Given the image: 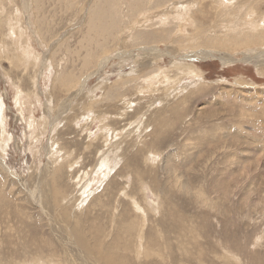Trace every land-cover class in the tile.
Segmentation results:
<instances>
[{"label": "rangeland", "instance_id": "rangeland-1", "mask_svg": "<svg viewBox=\"0 0 264 264\" xmlns=\"http://www.w3.org/2000/svg\"><path fill=\"white\" fill-rule=\"evenodd\" d=\"M131 1H0V264H264V0Z\"/></svg>", "mask_w": 264, "mask_h": 264}, {"label": "bare ground", "instance_id": "bare-ground-1", "mask_svg": "<svg viewBox=\"0 0 264 264\" xmlns=\"http://www.w3.org/2000/svg\"><path fill=\"white\" fill-rule=\"evenodd\" d=\"M0 1L2 2V0H0ZM52 1H53V0H52ZM110 1H111V0H110ZM118 1L120 2V0H118ZM125 1H126V0H124V2H125ZM130 1H131V0H130ZM133 1H134V0H133ZM113 2H114V1H113ZM119 2H117V3H119ZM124 2H122V3H124ZM13 3H14V2H13ZM114 3H115V2H114ZM114 3H113V5H114ZM120 3H121V2H120ZM125 3H127V2H125ZM130 3L132 4V1H131ZM136 3H137V2H136ZM6 4H7V3H6ZM9 4H10V3H9ZM115 4H116V3H115ZM157 4H158V3H157ZM157 4H155V5H157ZM0 5H2V3H1ZM118 5L120 6L121 4H118ZM118 5H117V6H118ZM138 5H140V4H138ZM190 5H191V4H190ZM194 5H195V4H194ZM248 5H249V4H248ZM3 6H4V5H3ZM63 6H64V5H63ZM82 6H83V5H82ZM117 6H116V7H117ZM127 6H128V5H127ZM140 6H141V5H140ZM149 6H150V5H149ZM187 6H188V5H187ZM187 6H186V7H187ZM252 6H253V5H252ZM4 7H5V6H4ZM113 7H114V6H113ZM121 7H122V6H121ZM132 7H135V6H132ZM132 7H130L129 9H132ZM136 7H137V4H136ZM188 7H189V6H188ZM44 8H45V7H44ZM118 8H120V7H118ZM137 8H138V7H137ZM137 8H135L134 13H135V12H138V9H137ZM164 8H165V7H164ZM22 9H23V8H22ZM113 9H114V8H113ZM136 9H137V10H136ZM139 9H140V8H139ZM143 9H145V8H143ZM185 9H186V8H185ZM9 10H12V9L9 8V9H8V12H9ZM110 10H111V9H110ZM115 10H116V9H115ZM118 10H120V9H118ZM147 10H148V9H147ZM187 10H188V9H187ZM187 10H186V11H187ZM189 10H190V9H189ZM113 11H114V10H113ZM129 11H131V10H129ZM132 11H133V10H132ZM132 11H131V12H132ZM182 11H183V10H182ZM237 11H238V10H237ZM253 11H255V10H253ZM116 12H118V11L116 10ZM120 12H121V11H120ZM184 12H185V11H184ZM95 13H96V10H95ZM95 13L93 12L94 16L96 15ZM134 13H133V14H134ZM177 13H178V12H177ZM98 14H99V13H98ZM123 14H124V13H123ZM181 14H182V13H181ZM4 15H5V14H4ZM99 15H100V14H99ZM99 15H97V16L99 17ZM134 15H135V14H134ZM170 15H171V14H170ZM49 16H50V15H49ZM94 16H93V18H94ZM106 16H107V15H106ZM137 16H138V15H137ZM236 16H237V15H236ZM5 17H6V16H5ZM52 17H53V16H52ZM102 17H103V16H102ZM120 17H121V16H120ZM120 17H119V18H120ZM165 17H166V16H165ZM168 17H169V16H168ZM227 17H228V16H227ZM239 17H240V16H239ZM6 18H7V17H6ZM95 18H96V17H95ZM95 18H94V19H95ZM127 18H128V17H127ZM179 18H180V17H179ZM234 18H235V17H234ZM42 19H44V17H43ZM113 19H114V18H113ZM90 20H91V19H90ZM120 20H122V19H120ZM169 20H170V19H169ZM223 20H224V19H223ZM236 20H237V19H236ZM6 21H7V20H6ZM123 21H124V20H123ZM135 21H136V20H135ZM88 22H89V21H88ZM126 22H127V21H126ZM16 23H17V22H16ZM28 23H29V22H28ZM110 23H111V22H110ZM115 24H116V23H115ZM176 24H177V23H176ZM6 25H7V24H6ZM46 25H47V24H46ZM112 25H113V23H112ZM120 25H121V24H120ZM167 25H168V24H167ZM40 26H41V25H40ZM88 26H89V25H88ZM127 26H128V25H127ZM46 27H47V26H46ZM113 27H114V26H113ZM118 27H119V25H118ZM40 28H41V27H40ZM108 28H109V27H108ZM108 28H107V29H108ZM111 28H112V26H111ZM111 28H110V29H111ZM125 28H126V27H125ZM18 29H19V28H18ZM91 29H92V28H91ZM103 29H104V28H103ZM107 29H106V30H107ZM121 30H122V29H121ZM21 31H22V30H21ZM96 31H97V30H96ZM258 31H259V30H258ZM261 31H262V30H261ZM263 31H264V29H263ZM263 31H262V32H263ZM11 32H12V31H11ZM24 32H25V31H24ZM47 32H48V31H47ZM94 33H95V32H94ZM106 33H107V32H106ZM108 33H110V32H108ZM259 33H260V31H259ZM41 34H42V33H41ZM119 34H120V33H119ZM4 35H5V34H4ZM23 35H24V34H23ZM12 36H13V35H12ZM96 36H97V35H96ZM24 37H25V36H24ZM84 37H85V36H84ZM84 37H83V38H84ZM94 37H95V36H94ZM88 38H89V37H88ZM98 38H99V37H98ZM237 38H238V37H237ZM29 39H30V38H29ZM86 39H87V38H86ZM94 39H95V38H94ZM105 39H106V38H105ZM215 40H216V39H215ZM215 40L212 41V42H213V43H214V42H215V43H218V40H217V41H215ZM245 40H248V37L245 38ZM81 41H83V40H81ZM81 41H80V42H81ZM88 41H89V40H88ZM88 41H87V42H88ZM237 41H239V39H238ZM237 41H236V42H237ZM92 42H93V41H92ZM101 42H103V40H102ZM137 42H138V41H137ZM219 42H220V41H219ZM236 42H235V43H236ZM239 42H240V41H239ZM242 42H243V41H242ZM233 43H234V42H233ZM237 43H238V42H237ZM95 44H96V43H95ZM99 44H100V43H99ZM29 45H30V44H29ZM84 45H85V44H84ZM22 46H23V45H22ZM27 46H28V45H27ZM95 46H96V45H95ZM100 46H101V45H100ZM220 46H221V45H220ZM224 46H225V45H224ZM82 47H83V46H82ZM96 48H97V47H96ZM81 49H82V48H81ZM31 50H32V49H31ZM75 50H76V49H75ZM79 50H80V49H79ZM76 51H77V50H76ZM80 51H81V50H80ZM85 51H86V50H85ZM88 51H89V50H88ZM101 51H102V50H101ZM76 53H77V52H76ZM25 54H28L27 51H26ZM64 54H65V53H64ZM22 55H23V54H22ZM157 55H158V54H157ZM84 57H85V56H84ZM87 57H88V56H87ZM87 57H86V58H87ZM14 58H15V57H14ZM14 58H13V59H14ZM54 59H55V58H54ZM155 59H156V58H155ZM61 60H62V59H61ZM61 60H60V61H61ZM46 61H47V60H46ZM95 61H96V58H95ZM82 64H83V63H82ZM178 64H179V63H178ZM142 65H143V64H142ZM145 65H146V64H145ZM145 65H144V66H145ZM185 66H186V65H185ZM85 67H86V66H85ZM0 68H1V67H0ZM189 69L191 70L190 72H193L195 76H198V75H197L198 73L196 72V68H195V66H189ZM189 69H187V70H189ZM3 72H4V71H3ZM162 74H163V73H162ZM133 75H134V74H133ZM199 75H200V74H199ZM155 76H156V75H155ZM160 76H161V75H158V79L162 78V76H161V77H160ZM163 76H164V75H163ZM200 76H201V75H200ZM159 77H160V78H159ZM202 77H203V76H202ZM141 78H142V77H141ZM136 79H138V74H137V76L131 77V79H129V78L127 79V78H126L125 81H127V82H128V81H134V82H136V86H137V81L139 82V80H136ZM154 79H155V78H154ZM147 81H148V80H147ZM141 82H142V81H141ZM121 84H122V83H121ZM115 85H116V84H115ZM74 86H75V85H74ZM86 86H87V85H86ZM145 87H146V86H145ZM69 88H70V87H69ZM124 88H125V87H124ZM124 88H123V89H124ZM140 88H141V86H138V87H137V89H140ZM69 90H70V89H69ZM143 91H144V90H143ZM75 92H76V91H75ZM140 92H142V91H140ZM17 94H18V96H19L20 98H21V96H23L21 91H18ZM95 94H96V92H95ZM113 94H114V93H113ZM108 95H110V94H108ZM108 95H107V96H108ZM111 95H112V94H111ZM109 97H110V96H109ZM24 98H25V97H24ZM24 98H23V99H24ZM73 98H74V97H73ZM111 98H112V97H111ZM21 99H22V98H21ZM21 99H19V100L17 99V104L19 105V110H21V113H23V108L20 107V105H21V103H22V102L20 101ZM3 100H4V99H3ZM0 101H1V100H0ZM22 101H23V100H22ZM4 112H6V108H5V104H4L3 101H2V102H0V120H2V121L5 119V116H6V115L4 116ZM88 117H89V116H88ZM141 117H142V116H141ZM82 118H83V117H82ZM58 120H59V119H58ZM139 120H140V119H139ZM55 121H56V120H55ZM3 122H4V121H3ZM5 122H6V121H5ZM79 123H80V122H79ZM79 123H78V124H79ZM3 124H4V123H3ZM32 125H33V124H32ZM3 126H4V125H3ZM53 126H54V125H53ZM30 127H31V126H30ZM104 128H105V127H104ZM4 129H5V127H4ZM3 132H5V131L3 130ZM108 135H109V134H108ZM108 140H109V139H108ZM52 146H53V145H52ZM51 152H53V151H51ZM107 153L109 154V152H107ZM114 154H115V153H113V155H114ZM109 155H111V154H109ZM107 158H108V157H106V158H103V157H102V158L100 159V161L102 160V161H101V164H100L101 167L105 165V162L107 161ZM114 158H115V157H114ZM97 166H98V165H97ZM108 167H109V166H107L106 168L108 169ZM113 167H115V166H113ZM110 169H111V168H110ZM48 170H49V169H48ZM48 170L46 169L45 171H48ZM106 171H107V170H106ZM110 171H111V170H110ZM8 172H9V171H8ZM95 172H96V171H95ZM95 172H94V173H95ZM102 173H103V172H102ZM44 174H47V173L44 172ZM55 174H56V173H55ZM109 174H110V172H109ZM91 175H92V174H91ZM88 176H89V175H88ZM102 176H105V175L103 174ZM107 176H108V175H107ZM17 177H18V176H17ZM94 177H95V176H94ZM85 178H87V177L85 176ZM91 178H92V177H91ZM91 178H89V179H91ZM54 179H56V178H54ZM92 179H93V178H92ZM86 180H88V178H87ZM41 181H43V180H41ZM52 181H53V180H52ZM39 182H40V181H39ZM46 182H47V181H46ZM91 184H92V182L90 181V182H89V186H90ZM51 185H52V184H51ZM95 185H96V184H95ZM89 186H88V187H89ZM88 187H87V188H88ZM82 190H83V189H82ZM143 191H144V190H143ZM145 191H146V190H145ZM124 192H125V191H124ZM128 196H129V195H128ZM133 197H134V196H133ZM40 201H41V200H40ZM135 204L138 205L136 202H135ZM139 212H140V211H139ZM139 214H140V213H139ZM145 220H146V219H145ZM72 245H73V244H72ZM72 247H74V246H72ZM75 249H77V247H75ZM72 250H73V249H72ZM139 251H140V250H139ZM82 253H83V252H82ZM72 257H73V256H72ZM70 259H72V258H70ZM77 260H80V259H77ZM81 260H82V259H81ZM81 260H80V261H81ZM74 261H75V260H74ZM82 261H83V260H82ZM82 261H81V264H82ZM43 262H44V261H43ZM72 262H73V261H72ZM72 262H70V263L72 264ZM84 262H85V261H84ZM79 263H80V262H79ZM79 263H78V264H79ZM86 263H87V262H86ZM73 264H74V263H73ZM76 264H77V263H76Z\"/></svg>", "mask_w": 264, "mask_h": 264}]
</instances>
